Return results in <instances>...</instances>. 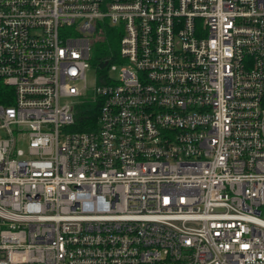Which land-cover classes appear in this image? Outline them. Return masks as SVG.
<instances>
[{"label": "built area", "instance_id": "obj_1", "mask_svg": "<svg viewBox=\"0 0 264 264\" xmlns=\"http://www.w3.org/2000/svg\"><path fill=\"white\" fill-rule=\"evenodd\" d=\"M0 83V264H264V0H0Z\"/></svg>", "mask_w": 264, "mask_h": 264}, {"label": "trees", "instance_id": "obj_2", "mask_svg": "<svg viewBox=\"0 0 264 264\" xmlns=\"http://www.w3.org/2000/svg\"><path fill=\"white\" fill-rule=\"evenodd\" d=\"M117 51V35L114 30L102 28L96 34L91 49L90 63L96 67L99 63L109 62L115 59ZM11 90L0 83V105H9ZM97 105L95 102L84 101L77 108L76 131H88L95 121Z\"/></svg>", "mask_w": 264, "mask_h": 264}, {"label": "rangeland", "instance_id": "obj_3", "mask_svg": "<svg viewBox=\"0 0 264 264\" xmlns=\"http://www.w3.org/2000/svg\"><path fill=\"white\" fill-rule=\"evenodd\" d=\"M108 75L111 79H117L118 68H115V70H113V71H109ZM85 82H86L87 88H91L93 86V84H94V70L93 69H89L86 72ZM19 148L24 150V145H19Z\"/></svg>", "mask_w": 264, "mask_h": 264}, {"label": "water", "instance_id": "obj_4", "mask_svg": "<svg viewBox=\"0 0 264 264\" xmlns=\"http://www.w3.org/2000/svg\"><path fill=\"white\" fill-rule=\"evenodd\" d=\"M106 63H101L98 65V68L102 69L105 66Z\"/></svg>", "mask_w": 264, "mask_h": 264}]
</instances>
